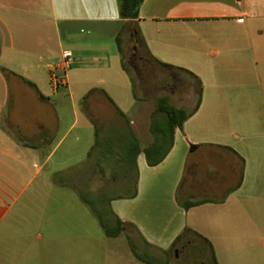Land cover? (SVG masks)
<instances>
[{
  "label": "crops",
  "instance_id": "obj_1",
  "mask_svg": "<svg viewBox=\"0 0 264 264\" xmlns=\"http://www.w3.org/2000/svg\"><path fill=\"white\" fill-rule=\"evenodd\" d=\"M136 29L155 59L203 85L199 110L155 167L128 151L156 140V104L134 96L116 43L124 49ZM65 57L66 86L55 89L50 73ZM112 154L122 169L136 164L138 181L111 210L163 256L152 264H193L194 248L209 264H264V0H144L127 22L119 0H0V264H148L127 239L66 241L75 230L62 194L47 192L63 190L66 170L76 185L95 184L93 164ZM38 178L39 214L27 194ZM186 228L207 242L172 249Z\"/></svg>",
  "mask_w": 264,
  "mask_h": 264
},
{
  "label": "rangeland",
  "instance_id": "obj_2",
  "mask_svg": "<svg viewBox=\"0 0 264 264\" xmlns=\"http://www.w3.org/2000/svg\"><path fill=\"white\" fill-rule=\"evenodd\" d=\"M123 50V58L131 70V76L136 85L137 95L139 97L149 99L153 103L155 102L157 106L158 98L167 96L170 98L172 105L187 111L196 105L197 97L192 90V87L196 85L194 79H191L188 75L181 72H171L155 64L150 60L142 43L138 41L135 44L131 40V37H127ZM118 159L119 155L112 154L110 161H98V163L93 164L96 166V169L94 171L90 170V173L94 172L95 174V184L76 185L77 182L81 181L76 182L71 180L73 179V172L66 170L63 190H61V187H52L53 190L49 191L50 187H47L48 193L56 194L58 192L62 194L59 195V201H62L63 198L66 228L72 227L75 230L70 234L66 231V241L125 242V239L129 237L132 246H134L135 251L139 255L145 256L149 260L152 259L154 262L156 260H164L163 256L159 259L154 258L147 250L137 245L136 235L133 229H127L126 233L116 240L107 237L93 210L82 199V197H86L92 201L103 193L107 196H127L134 191L136 184L135 171L131 170L127 172V170L119 167L117 163ZM83 173L84 171L82 170ZM40 179L38 178V180L34 181L27 192V194L33 195L32 208L37 214L40 213L42 189L44 188ZM32 230L29 236L32 237L33 241H37V237L41 234L40 229L37 230L34 227ZM191 250L193 253V264L210 263L202 255L201 251L195 248Z\"/></svg>",
  "mask_w": 264,
  "mask_h": 264
},
{
  "label": "trees",
  "instance_id": "obj_3",
  "mask_svg": "<svg viewBox=\"0 0 264 264\" xmlns=\"http://www.w3.org/2000/svg\"><path fill=\"white\" fill-rule=\"evenodd\" d=\"M120 2V15L121 18L124 21H132L138 18L139 15V9L144 2V0H119ZM133 41L135 44L140 41L142 45L144 46V49L146 50L150 60L157 64L158 66L171 71V72H186L189 75L193 76V78L196 79V85L192 87V90L194 94L197 97V103L194 109L191 112L186 111L185 109L177 108L174 105L171 104L170 98L167 96L160 97L157 100V106L156 111L154 113V121L152 122L151 126V133L156 136L155 142L142 150L138 143L135 145V150L133 147L129 148V153H132L135 151V155L138 156V154H141L142 152L145 154L147 163L150 167H155L159 165L169 154V152L172 150L174 146V137L175 132L177 129H183V126L185 122L193 116L198 110L201 105L202 96H203V85L202 82L198 77H196L194 74L178 68L174 67L168 64H165L157 59H155L148 51L147 45L145 44L143 38L141 37L139 31L133 30ZM116 43L118 46L119 53L122 55V68L123 70L129 75L130 80L133 85V92L134 96L138 98L137 96V90L136 85L134 83V80L131 76V70L126 64V61L123 58L124 50L122 47L121 38L118 36L116 38ZM160 118L158 119V117ZM131 170L135 171L136 175V184L134 191L127 195V196H107L105 193L100 194L96 199L90 201L86 197H82L83 201L88 204L91 209L93 210L94 214L98 218V221L100 223V226L102 227L104 233L109 238H117L126 233L127 229H134V226L131 223H126L121 221L111 210L110 204L113 200L116 199H131L134 198L137 194V181H138V169L136 164L130 165V169L127 170V172H130ZM189 168H186L183 180L180 184V189L183 187L187 175H188ZM210 200H200V201H187L182 204V206L189 210L193 207H197L206 203H210ZM197 236L200 239H203L206 241L203 237L195 233L189 228L184 229V231L181 233V235L175 240L172 249H177L182 244H185L189 241H192V239ZM131 249L134 253V255L137 257L138 260L152 264V261H150L147 257L139 255L136 251L134 246L131 244V240L129 237H127ZM207 242V241H206ZM169 251H165V254H168ZM213 258L215 260V256L213 255Z\"/></svg>",
  "mask_w": 264,
  "mask_h": 264
},
{
  "label": "built area",
  "instance_id": "obj_4",
  "mask_svg": "<svg viewBox=\"0 0 264 264\" xmlns=\"http://www.w3.org/2000/svg\"><path fill=\"white\" fill-rule=\"evenodd\" d=\"M72 60L65 57L50 73V80L55 89L66 86V74L71 69ZM60 72L62 75H58Z\"/></svg>",
  "mask_w": 264,
  "mask_h": 264
}]
</instances>
